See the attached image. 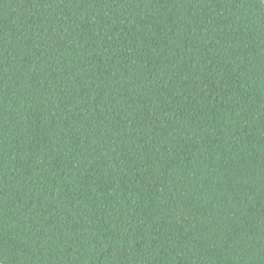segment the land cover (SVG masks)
Instances as JSON below:
<instances>
[{
	"label": "trees",
	"instance_id": "obj_1",
	"mask_svg": "<svg viewBox=\"0 0 264 264\" xmlns=\"http://www.w3.org/2000/svg\"><path fill=\"white\" fill-rule=\"evenodd\" d=\"M0 264H264V0H0Z\"/></svg>",
	"mask_w": 264,
	"mask_h": 264
}]
</instances>
